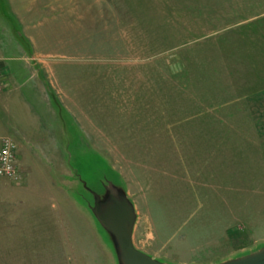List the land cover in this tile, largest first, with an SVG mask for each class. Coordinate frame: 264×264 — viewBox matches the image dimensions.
<instances>
[{"label":"rangeland","instance_id":"rangeland-1","mask_svg":"<svg viewBox=\"0 0 264 264\" xmlns=\"http://www.w3.org/2000/svg\"><path fill=\"white\" fill-rule=\"evenodd\" d=\"M77 13L82 52L0 66L16 157L0 178V264H116L71 169L91 190L120 184L135 248L161 263L264 247V0H83Z\"/></svg>","mask_w":264,"mask_h":264},{"label":"crops","instance_id":"crops-1","mask_svg":"<svg viewBox=\"0 0 264 264\" xmlns=\"http://www.w3.org/2000/svg\"><path fill=\"white\" fill-rule=\"evenodd\" d=\"M82 5L83 0H0V66L25 62L21 54L82 52Z\"/></svg>","mask_w":264,"mask_h":264},{"label":"water","instance_id":"water-1","mask_svg":"<svg viewBox=\"0 0 264 264\" xmlns=\"http://www.w3.org/2000/svg\"><path fill=\"white\" fill-rule=\"evenodd\" d=\"M71 171L86 195V199L82 196L84 208L92 216L99 232L108 239L116 264H165L135 248L136 210L118 182L102 178L99 189L95 191L87 187L74 169ZM218 264H264V247Z\"/></svg>","mask_w":264,"mask_h":264},{"label":"built area","instance_id":"built-area-1","mask_svg":"<svg viewBox=\"0 0 264 264\" xmlns=\"http://www.w3.org/2000/svg\"><path fill=\"white\" fill-rule=\"evenodd\" d=\"M15 174V145L8 138H0V178L12 179Z\"/></svg>","mask_w":264,"mask_h":264}]
</instances>
